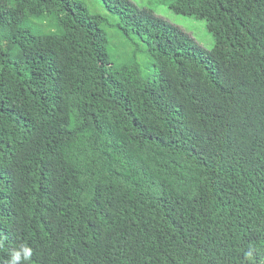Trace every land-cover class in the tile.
Masks as SVG:
<instances>
[{"label": "trees", "instance_id": "1", "mask_svg": "<svg viewBox=\"0 0 264 264\" xmlns=\"http://www.w3.org/2000/svg\"><path fill=\"white\" fill-rule=\"evenodd\" d=\"M101 1L155 78L81 0H0V264H264V0H171L211 48Z\"/></svg>", "mask_w": 264, "mask_h": 264}, {"label": "rangeland", "instance_id": "2", "mask_svg": "<svg viewBox=\"0 0 264 264\" xmlns=\"http://www.w3.org/2000/svg\"><path fill=\"white\" fill-rule=\"evenodd\" d=\"M87 6L90 13L101 14L108 19V22L102 24L108 42L107 51L109 59L114 67L125 64H138L143 76L155 78L159 72L156 59L148 52L144 40L136 35L129 36L117 29L116 23L118 16L111 14L104 6L101 0H81ZM139 7H148L158 16L167 20L171 24L182 28L191 35L200 45L205 48H211L214 45V38L207 29L205 20L197 19L192 16H185L175 13L168 7L171 0H132ZM48 17L38 20L35 19V27L39 31L49 32Z\"/></svg>", "mask_w": 264, "mask_h": 264}, {"label": "clouds", "instance_id": "3", "mask_svg": "<svg viewBox=\"0 0 264 264\" xmlns=\"http://www.w3.org/2000/svg\"><path fill=\"white\" fill-rule=\"evenodd\" d=\"M33 250L27 245H20L17 249H12L9 253L8 264H27L31 259ZM251 259V253L248 254Z\"/></svg>", "mask_w": 264, "mask_h": 264}]
</instances>
